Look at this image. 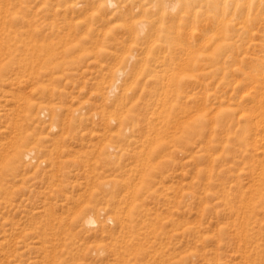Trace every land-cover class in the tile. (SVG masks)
<instances>
[{"label": "rangeland", "instance_id": "obj_1", "mask_svg": "<svg viewBox=\"0 0 264 264\" xmlns=\"http://www.w3.org/2000/svg\"><path fill=\"white\" fill-rule=\"evenodd\" d=\"M14 25L0 37V264H264V124L247 100L264 40L133 66L105 40Z\"/></svg>", "mask_w": 264, "mask_h": 264}, {"label": "bare ground", "instance_id": "obj_2", "mask_svg": "<svg viewBox=\"0 0 264 264\" xmlns=\"http://www.w3.org/2000/svg\"><path fill=\"white\" fill-rule=\"evenodd\" d=\"M0 6L1 40L6 30L10 33L16 26L14 24H19L22 34L28 38L105 40L110 49L129 53L127 63L133 66L137 65L138 55L148 53L162 57L157 63L166 66L180 54L235 55L249 48H260L264 40V0H0ZM258 69L261 79L253 87L256 96L248 95L247 100H255L257 109L262 110V114L255 117L258 120L253 122L260 127L261 122L264 124L261 118L264 115V72L262 67ZM125 75L123 69L115 71L116 81L108 88L110 96L118 94V84ZM244 75L248 79L249 73ZM124 86H128V82ZM103 90L101 87L100 92ZM125 97L123 94L116 104L123 103ZM174 108L172 105L171 110ZM257 139L253 146L259 144L258 150L264 153V134L260 141L259 137V143ZM110 152L114 156L118 153L115 148ZM15 157L19 160L21 151ZM25 158L34 160V152L28 151ZM254 181L264 183V172ZM86 223L92 226L97 222L89 216Z\"/></svg>", "mask_w": 264, "mask_h": 264}]
</instances>
